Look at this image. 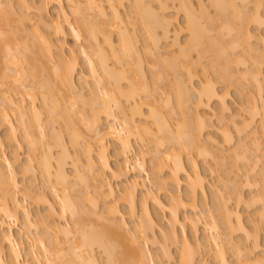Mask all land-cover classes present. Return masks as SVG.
I'll return each mask as SVG.
<instances>
[{
    "label": "bare ground",
    "instance_id": "obj_1",
    "mask_svg": "<svg viewBox=\"0 0 264 264\" xmlns=\"http://www.w3.org/2000/svg\"><path fill=\"white\" fill-rule=\"evenodd\" d=\"M6 1V0H5ZM20 5L22 7H25L31 11H33V16L34 19L37 23V25L35 24L34 26H32L31 28L29 26H27L25 23V25L30 28L28 29L23 22L24 21H28L29 20V16L26 15L27 17H23L25 14L22 13L21 18L23 19V21L21 22V18L20 20H15L14 18L17 16V14L15 15L14 12L12 13L11 11L14 8L11 3V1L7 0L6 4L4 2V5L2 6L0 3V87H3V82L6 81L7 79L9 80L11 77V80H15L11 81V83L16 84L18 83V85L16 84L15 87H22L21 85L24 86V89L22 87V90H28L30 92L31 90V94L26 95L32 100L31 104L29 106H24L25 104L24 101L22 100V98L20 100L22 101H14L13 99H8L7 104L5 103V105H7V108H4V106H1L0 108H4L1 109L0 111V125H6L8 128V133L6 134V136H2L0 134V151L2 149H4L5 146H9L12 147L14 149H16L15 151L11 152V154L9 156H7L6 154H0V264H23L20 262V252L19 249L17 247V244L15 243L12 233H11V227L6 223V221H12L14 219H16V216L18 215V213H22L23 214V218L25 221V230H26V234L25 237L27 238L28 242H30L31 244H33L35 241V237L36 235H33V228L36 227L38 224H43V234H40V237L37 238V242L39 246H42L41 249L42 251L44 250L43 253L41 254H32V260L35 264H101L99 263L100 260L98 258H96V255H94L93 253V248L97 247L99 249H101V251H103L104 255H106V264H158L156 262V260L153 258V256L149 253V249H148V244L149 242H154L153 238H152V232L154 231V228L156 227V223L158 221L157 217L151 212V210L149 209L148 203H147V197H149L147 195H145L143 200V197L141 199V217H140V222L139 224H137L136 228H133L134 230H130L132 228H130L128 225V223L126 222L125 218H124V214L119 210V208H117V206L115 204L106 202L103 206H104V210L102 212H99L98 215H94L96 220L95 222H100V229L99 231L95 230L97 228L93 227V229H91L92 225H87L85 223L88 222V220H90L91 218L85 217L86 212L80 208V205L78 206L76 204L77 200V196H74L73 199L71 197V194L78 192V186L81 184L83 187V184H87V187L90 188L89 185H91L92 188H94V192L92 193V191L90 192L88 190V192L92 193V196L89 195V198L85 199L86 194L88 193L86 191V194L84 195H80L83 194L82 190L79 193L78 198L81 199L83 198L84 202L88 201V202H93V206H94V210L95 207L98 208L97 205H99V201L101 199H106V198H111L115 196V190L111 184V181L109 180V178L112 179H121L122 177H129L127 182L128 185L124 188V194H123V201H126V204L129 206V214L131 215V217H133L136 213V191L138 189H140L141 187H143L144 184V180L145 178H142L143 175L146 176V178L150 179L149 174L150 172L147 171L146 167H145V161H144V157L148 154L146 152L148 151H143L141 149V144L140 142L144 143V141H149V143H153V144H158V145H162V143H170L174 142L177 145L173 146V147H178L180 149V151L182 149H184L185 151H195V153H197V156H201V157H209V158H214L215 160L217 159V156H215L212 152V150H210V148L208 149V145L206 144H200L201 142L198 141L200 139L199 138V134L202 135L203 133V129L206 123H208V121L211 122L212 118H208L206 117L205 114H201L200 112H198V108H200L203 105H206L208 107V105L213 102V101H218L219 103L225 104V97L223 95H221L218 90H216L215 85H212L211 82H206L207 80H205V84L203 82V84H199L200 87L195 84L196 82H193V78L195 79L196 77V72L193 71L194 67L198 65V63H200L198 61V63H195L192 61L193 58H191V52L192 51H197V53L203 57L204 52L207 51V53H213V57H215V63L213 67H216L215 64H217V67L219 65L220 66V73L225 74V78H239L240 77L245 81L250 78L249 80L250 83L253 82L255 86V88H257V95H259L260 93L263 92V88H264V69H263V63L260 60H257L260 56L258 54L259 50H255V47H248V49L246 48V45H241V43L239 42L240 40L243 41V44L245 43L246 40L248 39H252L254 38V34L253 32L250 31V29L248 28L250 25L249 24H253L251 22L258 23V26L260 24L263 25V20H261V18L259 19L258 17V10L259 8L261 9V6L264 5V0H210L211 3L213 5H216V9L217 7L220 8L221 12L219 11V8L217 9L219 11V13L222 15H224V17L222 18L224 20L225 15H229V18L226 17L225 18V23H226V19L228 18L230 20V18H232L231 20H233L231 23L224 24V27L227 25V29L226 32L229 34H231L232 37H234L232 39V43L230 48H224V50L227 49L228 53L229 50L231 51L232 49H234V47L237 45V48H243V49H247V55L249 57V59L254 60L252 61L256 68H254L255 70L253 71L252 69L250 70L248 67H246L247 65V55L245 54V50H243L244 52V59L247 61L246 65L244 62V59H242L241 57H243L241 55L240 58H238V60L234 59L235 64H239L240 61L243 62V64L245 65V72L243 70V74H240L241 76H237L235 74L231 73H226L228 70L227 67L228 65H230V63H234L233 61L229 62V58H228V54L227 52H224V50L222 49L221 44L216 46V42H213L212 39L210 41V39L208 41H204L205 38L203 33L205 32L206 35H208L206 32L207 30L203 31L201 24L199 25L198 21L196 20V18L193 16V5L192 2L190 0H181V3L179 4V11L181 8V11H184L183 14H185V23H187L186 25V30L189 31V39L186 43V45H181V42H179L178 40V36H179V31L181 32L182 29H178V31L175 32L172 30H170V25L171 23H173L171 20V18L169 19L170 16H168L166 14V8H168L167 6H165L164 4H160L159 0H156V2H159V6L160 10L159 12H156L154 10H150L152 7V0H150L151 4L144 0H134L132 1L134 7L136 8V12H135V16H138L137 18H135V24L137 23L136 21L138 19H140L139 21L141 23V27L142 29H144L143 31H145V35L148 37L147 41L152 44V46L154 47V50L156 49V51L160 50L159 48V43L161 41H169L174 35L173 39H172V43H169V45L172 46V48H177V52H175L174 55L172 53V51L170 52V55L167 54V49L166 51L164 50V53L166 52V55H160L162 52L158 51V52H152V49L149 50V48L147 49V52L145 53V56H150L153 57L154 60L159 61V64L161 63V68H159V72L154 69V72H152V75L155 74V81H161V77H163L165 74L169 73L174 75L173 77L175 79H173L174 84V88H175V102H176V107H175V112L176 110H178V112L180 113L179 115H181L180 119L181 121H177L175 128L173 129V127L171 126L170 122L168 121V118L166 115H164L161 111L159 112V110L157 111V108L154 105H151L150 102H148L149 99H153L156 98V94L158 92L157 87L155 86L154 90L151 89V87L149 86V84L147 83V75L144 73L143 68L139 65L138 62H141V56L139 55L140 50L137 47V42L138 39H136V35L135 33H131V32H135L133 30L134 29V25L132 26V30H127L129 26V24H126V20L123 18L122 14H120L121 12L119 11V7H121L124 3V1L127 0H106V2H108V8H109V13L106 12L105 7L101 4V3H97V1L95 0H86L84 3L80 2V0H65V2H67L69 5H71V11L73 13V15H75V22L76 25L73 24V21L71 22L69 19V15L66 12H63V8L62 3L64 0H39L38 2H36L35 0H18ZM84 1V0H83ZM155 1V0H153ZM164 3V1H162ZM80 3L84 4V8L85 10L91 14H93V12L95 14V22H97L96 24H94L95 22L93 21L94 17L91 16L90 18H92V22L94 23H89L87 20L89 19L86 15L88 14L86 11H83L85 13H82V10L80 9L82 6V4L80 5ZM154 3V2H153ZM50 4H54L60 7L62 15L60 13V16H63V21H61V19L57 18V20L52 21V23L50 24H46L47 22H44L45 20L43 19V15L48 13V7ZM86 4V6H85ZM150 5V6H149ZM153 5V4H152ZM164 5V6H163ZM249 5H254L255 11L257 13H255V15L251 16L250 20L249 17L247 18V16H249L246 12L244 14L243 8H247ZM9 7V8H6ZM6 11H3V8ZM11 7V8H10ZM133 7V9H135ZM57 8V7H56ZM11 11H9V10ZM263 9V7H262ZM63 10V11H62ZM168 10V9H167ZM249 10V9H248ZM254 10V9H253ZM257 10V11H256ZM60 11V10H59ZM193 11V12H192ZM226 11H231V14L228 12L227 14L225 13ZM243 11V12H242ZM246 11V10H245ZM260 11V10H259ZM11 13V15L9 13ZM253 12V13H254ZM180 13V12H179ZM177 13V14H179ZM12 14L14 18H12ZM24 14V15H23ZM27 14V13H26ZM88 14V15H89ZM260 15V14H259ZM233 16V17H232ZM261 17V16H260ZM87 18V19H86ZM96 18H99L98 20H96ZM59 19V20H58ZM15 20V22H14ZM90 20V19H89ZM230 20V21H231ZM228 21V20H227ZM237 21V23H235ZM229 22V21H228ZM239 23V24H238ZM40 24L43 25V28L40 27ZM239 26H238V25ZM128 25V26H127ZM249 25V26H248ZM136 28V27H135ZM97 29H99L100 33L97 32ZM130 29V28H129ZM160 31L161 34L157 33V31ZM30 30V31H29ZM31 32V34L29 33ZM84 36H86L85 34H87L88 36L87 39L84 40V42H86V44H88L87 47H85L86 49L88 48L90 51L87 52L86 49L83 48V50L77 52V50L75 49H71L70 50V56L66 57L65 53H64V44H65V37L67 35H71L72 38L75 41H79L80 39H82L81 37L85 38ZM118 33L115 34L117 40L113 39V34L114 33ZM177 33V34H176ZM208 33H210V31L208 30ZM32 36L31 39L29 37ZM102 36H101V35ZM135 36H134V35ZM178 35V36H177ZM205 35V36H206ZM99 36L100 38H102V41H99ZM229 36V35H228ZM257 38V37H256ZM149 39V40H148ZM87 40V41H86ZM117 41V42H116ZM210 41V43H209ZM217 41V40H214ZM231 41V40H230ZM250 41V40H249ZM248 42H246V44L248 45ZM207 42V44L205 43ZM117 43V44H115ZM206 46H204L205 44ZM209 43V44H208ZM213 43V44H211ZM240 43V44H239ZM85 44V45H86ZM202 45L204 46V48L202 47ZM232 45H235L234 47H232ZM161 46V45H160ZM239 46V47H238ZM151 47V46H150ZM162 47V46H161ZM164 47V46H163ZM166 47V46H165ZM218 47H220L221 49H217ZM203 48V49H202ZM252 48V49H251ZM164 49V48H163ZM203 50V52L201 51L202 55L200 54V50ZM153 50V51H154ZM173 50V49H172ZM220 50V51H219ZM170 51V50H169ZM209 51V52H208ZM219 51V53H218ZM150 53V54H149ZM160 53V54H158ZM173 55H172V54ZM178 53V54H177ZM157 54V56H156ZM206 54V53H205ZM225 54L227 55V58L225 56ZM172 55V57H171ZM198 55V58L200 57ZM83 58V61H85V63H87L89 76L90 79H92L93 83H92V87L88 86L85 80L83 79V75L81 76V73L78 74L79 71V59ZM156 59H155V58ZM200 57V58H201ZM96 58V60L94 59ZM115 60V63L118 64V66L116 67H110L108 64V60L110 61V59ZM137 60V62H136ZM221 60H223L221 62ZM117 61V62H116ZM135 61V62H134ZM220 61V62H219ZM260 61V62H258ZM250 62V61H249ZM158 63V62H156ZM153 64V66H155V64ZM231 63V64H232ZM157 64V66L159 65ZM225 64V65H224ZM200 65V64H199ZM227 65V66H226ZM241 65V63H240ZM152 67L151 68H156ZM224 66H226L224 68ZM231 66V65H230ZM229 66V69H230ZM160 67V66H159ZM224 68V70L222 69ZM247 68L249 70H247ZM29 70V71H27ZM158 70V69H157ZM162 70V71H161ZM28 73V80L26 78V72ZM161 71V72H160ZM225 71V72H222ZM12 72V74H11ZM15 72V73H14ZM230 72V70L228 71ZM19 73V74H18ZM242 73V72H241ZM14 74H17L18 76L20 74L23 75V77H25V80L23 78V80L26 83V80H28V82L25 84L24 81H22V83L20 82L19 85V81H21L19 78H15ZM11 75V76H10ZM20 75V76H22ZM229 75V76H228ZM231 75V77H230ZM44 76V78L46 79H42V77ZM78 76V78L80 79L79 81L82 83H78L79 86L82 85L83 88L81 87H77L78 84L76 82V77ZM92 76V78H91ZM194 76V77H193ZM220 76H223L220 74ZM223 76V77H224ZM234 76V77H233ZM222 77V78H223ZM13 78V79H12ZM42 79V81H41ZM159 79V80H158ZM236 80V79H235ZM238 80V81H239ZM241 80V81H243ZM247 80V81H249ZM90 82V80H89ZM122 82H126V86L123 87V83ZM156 83V82H155ZM85 86H84V85ZM94 84V85H93ZM159 84V82H158ZM252 84V83H251ZM12 85V86H13ZM27 87H26V86ZM37 85V89L38 93H40L39 95L41 96L40 100L43 103V105L45 106V108L47 110L43 109L45 111H48L50 117H51V123L53 121H58L61 120L62 121H71V116L70 114H72L74 116V111L73 109L70 110L71 108L69 107H77L76 106V100H78V98L80 99V101H86L85 104H83V102L79 101V103H81V108H79L78 114L80 113V122L82 124H84V126L87 128V130H89L88 132L91 133V139L89 140H93L95 143V145H97L96 149L94 150L93 147V143L91 141H89L87 138V140L85 139L84 144L82 146L85 147L81 148L84 149V153H85V159L84 161H86V166H82L81 169H83V173H81V171H79L77 164H79L80 159L79 157L77 158L76 156H79V151H76L81 144H78L80 141L77 137L78 134H74L72 131H76L75 129H72L73 126H68V131L70 129V141H69V147H73L75 149L74 152H77L75 155L76 160L73 161V166H74V170H75V174L73 176V178L75 180V184H71V187H68V185L70 186V179L69 174H67L68 172L65 170V162L67 161L65 158L71 156V152H69V147H67L68 144H65L66 142L62 140L63 137H61L60 140V134L56 137L55 135V129L54 127L52 128V132L53 134H49V136L51 135L52 138H54L53 136H55V140H53V144L58 142L57 146H60V150H61V154L59 153L57 159L54 158L55 161L54 165H52L53 162H51L52 160V150L53 148H51L53 145L52 143H49V141H47V136L45 133V126H47L44 124V121H41V112L42 110H40L39 108H37L38 106H36L35 101L39 98L38 97V93L36 92L37 90H34V87ZM40 85V86H39ZM91 85V82H90ZM157 85V84H155ZM17 87V88H18ZM88 87V90H86V88ZM92 89H90V88ZM14 88V86H13ZM12 88V89H13ZM27 88V89H25ZM39 88V89H38ZM16 89V88H14ZM79 89H83L85 90V92H80L77 90ZM89 89L91 90L90 93L88 92ZM9 90V89H8ZM34 91V92H32ZM40 91V92H39ZM9 92V91H8ZM26 92V91H25ZM34 93V94H33ZM55 93H58V96L60 95V97L58 98H62L64 100V102L69 101L71 102L68 103L66 105V107L64 108H69L65 111L63 108V104L61 106L59 99L56 98ZM83 93V94H82ZM84 93H88V96L90 97L89 99H81L82 97L80 96L81 94L84 95ZM151 93V94H150ZM33 94V95H32ZM78 94V95H76ZM91 94V95H90ZM150 94V95H149ZM87 95V94H86ZM261 95V94H260ZM77 98V99H75ZM87 96V97H88ZM262 96V95H261ZM38 97V98H37ZM37 98V99H36ZM260 98V96H259ZM24 99V98H23ZM67 99V100H66ZM255 98H253V102L251 99V104L253 107L249 108L250 110H247L250 115L252 114V111L256 110L257 108L261 107V106H257L256 102L260 101L258 99L254 101ZM75 100V102H73ZM261 100V98H260ZM59 101V102H58ZM30 102V101H29ZM73 102V103H72ZM156 102V100H155ZM194 102L195 105V110L197 111L194 115L193 112V107L190 106L189 103ZM76 103V104H75ZM159 103V102H157ZM262 103V102H261ZM73 104V105H72ZM127 105L126 108L124 105ZM249 103V105H251ZM38 105V104H37ZM71 105V106H70ZM78 105V104H77ZM83 105V106H82ZM147 106V113L145 114L142 110L143 106ZM223 105V106H225ZM248 105V106H249ZM222 106V107H223ZM63 110H61V108ZM191 107V108H190ZM250 107V106H249ZM29 111H28V109ZM83 108V109H82ZM254 108V109H253ZM264 108V107H263ZM8 109L10 110H15L16 111V116H17V124H18V128L21 130H23V136L24 138H22V140H26V142L28 143L29 146V150L30 152L33 150L32 149H36L37 150V146L39 145L40 150L41 151V155L42 157L38 160H40V162L38 163L39 168L42 170V173L44 172L45 174V178L47 177V179H45V181H47L45 184V187L42 188V190L40 189L39 191H37L38 193V197L36 195H34L36 198H34V200L36 199V201H40V202H44L47 207H48V215L47 218L42 222L40 220L37 219H32V215L29 212V210L27 209V207H25V205H23L24 201L21 203L19 201V199L17 198V193L19 191V183L18 181L15 179L14 177V173H15V167L17 165V163H19V157L17 156V149L19 147H21V143L18 140L19 136L16 135L17 133V128L14 125L15 122L13 123L11 120V117L9 115ZM80 109H82V111H80ZM190 109H192V114L189 112ZM225 111L228 109L227 106H225V108L223 107V111ZM262 109V107H261ZM9 110V111H10ZM69 110V111H68ZM263 110V109H262ZM68 111V112H67ZM260 111V110H258ZM67 112V113H66ZM195 112V111H194ZM69 113V114H68ZM200 113V114H199ZM256 113V111H255ZM254 113V114H255ZM75 114H77L75 112ZM148 114V115H147ZM205 115V116H204ZM253 115V114H252ZM251 115V121H253V119L255 120L254 116ZM256 115H258V112L256 113ZM48 116V117H49ZM136 116H139L140 121L144 123V125H142V123H137L135 120ZM10 117V118H9ZM47 117V118H48ZM55 119V120H54ZM58 119V120H57ZM105 119L106 122H108V125H106V128H103V130L100 128V125L102 124L101 122ZM194 122L195 128L193 127L194 125L190 124L191 121ZM49 120V118H48ZM53 120V121H52ZM152 122V126L150 123V126L147 125L146 122L148 121ZM46 121V120H45ZM48 122V125L51 124ZM56 123V122H55ZM73 123V120L72 122ZM54 124V122H53ZM67 124V122H66ZM20 125V127H19ZM73 125V124H72ZM193 127L196 132V134H193L194 131ZM209 125V126H208ZM206 125L208 127H211L210 124ZM249 122L247 120L242 121V126L248 127ZM102 126V125H101ZM152 126V127H151ZM71 127V128H70ZM153 127H155V129H153ZM197 128V129H196ZM54 129V131H53ZM101 129V130H99ZM197 130L199 131L197 134ZM202 130V131H201ZM202 133H201V132ZM51 133V132H50ZM73 133V135L71 134ZM76 133H78L76 131ZM90 133L89 134L90 136ZM40 134V135H39ZM80 134V133H79ZM86 134V133H85ZM86 134V135H87ZM223 134L226 135L225 132H223ZM62 135V134H61ZM22 136V137H23ZM80 136V135H79ZM88 136V137H89ZM161 136V138H160ZM255 136V135H254ZM81 137V136H80ZM198 137V138H197ZM226 141L227 139H229V136H225ZM256 137V136H255ZM50 139V137H49ZM48 139V140H49ZM57 139V141H56ZM259 139V138H258ZM50 140V142H52ZM156 140V142L154 141ZM61 141V142H60ZM79 141V142H78ZM111 141H113L112 143L115 142L116 144V149H114V153H115V165H112L109 160L110 157L107 154L108 148L110 145H112ZM163 141V142H162ZM165 141V142H164ZM211 141V140H209ZM230 141V139L228 140ZM227 141V142H228ZM65 142V143H64ZM255 142H258V140H256ZM141 145L139 146L140 149L137 147L136 150L135 146L136 145ZM142 143V144H143ZM203 143V142H202ZM145 144V143H144ZM155 144L156 148H160L157 147L158 145ZM256 144V143H255ZM254 144V145H255ZM56 145V144H54ZM165 145V144H164ZM175 145V144H173ZM206 145V146H205ZM253 145V146H254ZM261 144L257 143L254 147H256V153H260L262 151V149L260 148ZM144 146V145H143ZM161 146V147H162ZM172 146V145H171ZM170 148L174 150V148ZM81 147V146H80ZM175 148V149H176ZM177 148V150H178ZM243 148V146H242ZM240 146V149L243 150L242 151V155H247L246 154V150H245V154L244 149H242ZM52 149V150H51ZM166 149V148H165ZM168 149V150H169ZM182 150V151H184ZM240 150V151H241ZM166 151V150H165ZM176 151V150H174ZM254 151V150H252ZM60 152V151H59ZM73 152V153H74ZM238 154L235 156V159L237 161L238 157H242V155L239 153V151H237ZM34 153V152H33ZM95 153V155H94ZM150 153V151H149ZM162 153V152H161ZM164 153V152H163ZM162 153V155H163ZM251 153V152H250ZM258 153V154H259ZM70 154V156H69ZM172 154V155H171ZM171 154L167 155L166 153H164V155H166L167 157L165 158V160H170V163H168L167 161H160L163 157H161L160 155V159L158 158V160L161 162H157L156 163V167L154 170H160V171H154V173L156 175L158 174H162V171L164 169V167L169 166L171 167V171H173L176 174H170L172 175L171 177L174 178L175 183L178 184L177 181V173H179V171H181L182 173L185 174V177H187V181H188V185H189V193H190V201L193 202V204L191 205L192 209L196 210V196L198 194L204 195L205 196V177L199 172L196 160L193 156L189 157V162H190V172L188 173L184 167L183 164V158L182 155H178L172 152ZM240 154V156H239ZM253 155V153H251ZM264 156V153H262ZM40 155V156H41ZM61 155V156H60ZM73 155V154H72ZM155 156L159 157V156ZM171 155V156H170ZM174 155V156H173ZM250 155V154H249ZM255 155V154H254ZM55 156V155H54ZM169 156L171 157L169 159ZM216 157V158H215ZM237 157V158H236ZM246 157V158H245ZM251 160V156H248ZM221 158V157H220ZM249 158L247 159V156L242 157V160L245 163H247L249 161ZM254 160H258L263 161V157L262 159L259 157H257V154L255 155ZM35 159V158H34ZM34 159L31 156H28L27 158V162L25 163L24 166L22 165L20 170L21 173L24 174H29L30 172L34 173L33 166L34 164ZM65 159V161H64ZM157 159V158H156ZM155 159V160H156ZM241 159L238 158V161L240 160V162L242 161ZM37 160V159H35ZM37 160V161H38ZM220 160V159H217ZM64 161V162H63ZM257 161V162H258ZM75 162V163H74ZM79 162V163H78ZM147 162V161H146ZM154 162V164H155ZM166 162V163H164ZM243 162V161H242ZM250 162V161H249ZM32 163L34 164L32 166ZM36 163V162H35ZM168 163V164H167ZM244 163V164H245ZM159 164H164L162 167V169L160 168V166H158ZM264 164V163H263ZM7 170H9L8 172H10L8 177H5L6 175H4L5 173H3L1 167H4ZM37 166V165H36ZM158 166V167H157ZM55 167V168H54ZM34 168H36L34 166ZM38 168V167H37ZM38 168V169H39ZM54 168V170H52ZM160 168V169H159ZM264 168V165L263 167ZM87 171L86 173L84 172ZM133 170H139L138 172L140 174H132ZM263 170V169H262ZM5 172V171H4ZM54 172V173H53ZM262 172V171H261ZM264 172V171H263ZM31 173V174H33ZM85 173V174H84ZM23 174V175H24ZM106 174H108L106 176ZM154 174V176H156ZM11 175V176H10ZM25 175V176H26ZM159 175V178L155 179V181H157L158 179H160V182L163 178H161V176ZM163 176V175H162ZM55 180H53L54 178ZM107 177V178H106ZM170 177V179H171ZM246 177L249 176H244V181L248 180ZM72 178V179H73ZM263 179V178H262ZM143 180V181H142ZM147 180V179H146ZM173 180V179H171ZM264 180V179H263ZM53 181L56 182V184H53ZM237 182V180H234ZM246 181V182H248ZM159 182V181H158ZM165 181L163 180L162 183H164ZM170 182V181H169ZM251 182V180L249 181ZM96 183V184H95ZM235 184L234 182H227L226 184ZM240 182H237L235 186V189L230 188L227 189L230 194H232L231 196H229V192H228V197L224 196L223 199L221 198L220 200V205L219 207L216 209L217 210V216L218 218L215 217L212 218V216H210L212 223H210V225L206 226L208 230H210L211 235L210 238H208L206 244H207V248L208 250L211 249V246H214L217 250H216V255L218 256L219 264H230V261L227 259L228 256H226L227 251L224 250L225 246H223L224 243H222L223 241L220 239L221 234L217 232V229L219 228L220 224H218L219 222L222 221V225L224 227V229L227 231V233L231 234L232 232H238L239 233H244V236H247L246 239H248V235L250 236L249 231H247L246 226L243 224V220L241 217V214L239 212V205H241L242 203L246 204V199L244 198V196L241 194L243 191L241 190H237V187L241 184H239ZM95 184V185H92ZM231 184V185H233ZM239 184V185H238ZM244 184V183H243ZM249 184V183H245V186ZM251 184V183H250ZM160 185V183H159ZM166 185V182H165ZM231 185H228L227 187H231ZM238 185V186H237ZM258 185V184H257ZM256 185V186H257ZM262 185H264L262 183ZM242 186V185H241ZM240 186V187H241ZM244 185L242 186L243 188L245 187ZM79 186V190L81 188ZM84 187V188H85ZM90 188V189H92ZM103 188H106V193L107 196L106 198H103V194H105V192L102 191ZM162 188V187H160ZM242 188V190H243ZM83 189V188H81ZM238 189H240L238 187ZM264 189V188H263ZM45 190L49 191L50 194V198H48L47 196L49 194L45 193ZM232 190V191H230ZM237 190V191H236ZM239 191V192H238ZM261 191L262 193H260L261 195L264 193V191L262 190L261 187ZM260 191V192H261ZM233 192V193H231ZM71 193V194H70ZM85 193V192H84ZM235 193V194H234ZM36 194V193H35ZM47 194V195H46ZM233 194L236 197V201L237 202V206H235V208H231L230 206H228V201L230 202L229 199H231L230 197L233 198ZM32 195L31 191H27L25 193V198L28 199V196ZM52 195V196H51ZM72 195V196H73ZM23 196V197H24ZM33 197V196H32ZM53 197V201H57V203L60 205L59 210L57 211L55 209V205L54 203L51 201V198ZM264 197V194H263ZM76 198V200H74ZM154 200V206L159 208V209H164L165 206L164 204L159 200V198H155L152 197ZM262 198V197H261ZM33 199V198H31ZM25 200V199H24ZM74 200V201H73ZM90 200V201H89ZM223 200V201H222ZM228 200V201H227ZM253 200V198L251 199ZM260 199H258L259 201ZM78 201V200H77ZM82 201V200H80ZM105 201V200H104ZM124 201V202H125ZM180 200H177L175 202V204L180 203ZM222 202V203H221ZM251 201H248V203L250 204ZM254 202L256 203L257 201L254 200ZM253 202V203H254ZM78 203V202H77ZM252 203V204H253ZM91 204V203H90ZM181 204V203H180ZM178 204L177 206H172V207H176V209H178L177 207H179ZM244 204V205H245ZM217 205V206H218ZM174 208H171V210ZM100 210V209H99ZM97 211V210H96ZM174 210L171 211V216H172V220L173 222L175 221V223H180L179 218L177 216V213ZM93 213H95V211L92 212V216ZM97 213V212H96ZM102 213V214H101ZM219 213V214H218ZM264 213V212H263ZM262 214V212H261ZM90 215V216H91ZM91 216V217H92ZM93 216V218H94ZM97 216V217H96ZM262 216V215H261ZM55 217H58V220H66L67 224L69 220H72L71 222H73V225L75 226L74 229H76L75 233L72 232V230L69 229V224L67 225H61V223H56V221L53 220V218L55 219ZM70 217V218H69ZM84 217V219L82 218ZM260 217V215H259ZM258 217V218H259ZM69 218V220H67ZM217 218V219H216ZM52 219V220H51ZM86 219V221H85ZM209 219V220H210ZM260 219H263L262 217H260ZM259 219V220H260ZM85 222H84V221ZM190 220V219H189ZM193 221V219H191ZM190 220V221H191ZM218 220V221H217ZM220 220V221H219ZM92 221V219H91ZM210 222V221H209ZM85 226H84V225ZM197 222L194 223L193 225L196 226ZM208 224V223H207ZM259 224V223H258ZM257 224V226H258ZM86 225L88 227H86ZM95 225V224H94ZM139 225V226H138ZM260 225V224H259ZM102 226V227H101ZM136 226V225H135ZM134 226V227H135ZM193 226V227H194ZM256 226V225H255ZM261 227V226H260ZM90 228V230H89ZM254 228H258V227H254ZM35 229V228H34ZM37 229V227H36ZM261 229V228H259ZM24 230V232H25ZM219 230V229H218ZM258 230V229H257ZM150 231L152 234H150ZM248 233H247V232ZM256 231V230H254ZM253 231V233H254ZM261 231V230H260ZM167 233V232H166ZM247 233V234H246ZM258 233V231H257ZM171 234V233H170ZM255 234V233H254ZM43 235V237H42ZM151 235V236H150ZM172 236H174L173 241H175V232L171 234ZM258 235V234H257ZM171 236V237H172ZM256 237V236H255ZM39 241V242H38ZM172 241V242H173ZM222 241V242H221ZM229 241H227L228 243ZM176 243V241H175ZM225 243V244H227ZM230 243V242H229ZM228 243V245H229ZM241 244H236V246H234L233 249L236 250V257L238 259V263L239 264H249L250 262L253 263V261H255V263L253 264H264V258H260L263 260H260L258 258H256V260H254L252 258L251 261H247L248 255H251L250 251L248 248H246L247 246H242L245 245L242 242H240ZM35 244V243H34ZM33 244V245H34ZM231 244V243H230ZM177 245V244H176ZM191 245V241H189L188 239H184L183 244L181 245L182 248H180L181 250V256L179 258L180 262L179 264H195L194 262V254L198 253L197 250L195 252V246H190ZM194 245V244H193ZM232 245V244H231ZM235 245V244H234ZM227 246V245H226ZM233 246V245H232ZM197 247V245H196ZM213 248V247H212ZM245 248L246 251L245 255H243V249ZM166 247H165V251H166ZM197 249H200V246L198 245ZM226 249V248H225ZM193 250V252H192ZM211 251V250H210ZM195 252V253H194ZM226 252V253H225ZM249 252V253H248ZM47 253V257L49 255L50 258L53 256L54 259H50L49 257L47 258L44 254ZM238 253V254H237ZM43 254V255H42ZM164 254L166 256H169L168 258L171 257V255H169V252H164ZM67 255V256H66ZM69 255V257H68ZM234 255V256H235ZM242 256L247 257L246 259L243 258ZM66 258V260H64ZM216 257V256H215ZM240 257V258H239ZM251 256H249L250 258ZM264 257V256H263ZM248 258V259H249ZM217 259V257H216ZM44 260V261H43ZM246 260V261H245ZM250 260V259H249ZM197 261V260H196ZM201 263L199 264H207L204 261H200ZM197 263V262H196ZM26 264V263H24ZM251 264V263H250Z\"/></svg>",
    "mask_w": 264,
    "mask_h": 264
},
{
    "label": "rangeland",
    "instance_id": "obj_2",
    "mask_svg": "<svg viewBox=\"0 0 264 264\" xmlns=\"http://www.w3.org/2000/svg\"><path fill=\"white\" fill-rule=\"evenodd\" d=\"M6 1L5 0H0L1 5L3 6L4 2L6 4ZM9 1H11V3L13 4L12 6L14 8L10 7L11 9H13L12 11L9 10V9H7V10L11 11L12 13L14 12V14L15 13L17 14L16 17H15L16 14L15 15L12 14V18L15 17L14 18L15 20H17L19 18L18 20H20L22 13H24L25 15L23 14L24 15L23 17L25 18V17H27L26 15H28L29 16V20L28 21H24L23 24L25 23L30 28L32 26H34L35 24L37 25V23H36L37 19L35 20L34 17H32L33 14H34L33 11H31V10L25 8V7H22L18 0H9ZM35 1L38 2L39 0H35ZM85 1L86 0H84V1L80 0V2H82V3H84ZM95 1H97V3H101L105 7L107 13L110 12L109 8H108V2H106V0H95ZM132 1H134V0L124 1L123 5L121 7H119V11L121 12L120 14H122L123 18L126 20V24H129V26L127 25L128 27H126V28H128L127 29L128 31L132 30V28H133L132 26L134 25V29L135 30H133V31H135V32H131V33H135L136 39H138L137 47L140 50L139 55L142 57L141 58L142 59L141 62H138V63L143 68L144 73L147 75V78H148L147 79V83L149 84V86L151 87L152 90H154L155 86L158 89V92L156 94V98L149 99L148 102H150L151 105H154L157 108V111L159 110V112L161 111L164 115L167 116L168 121L170 122L171 126L174 129L177 121H179V120L181 121V119H180L181 115H179L180 113L178 112V110H176V112H175V107H176V102H175L176 101L175 100V98H176L175 93L176 92L175 91L176 90L174 88L175 87L174 86L175 83L173 82V79H175L173 77L174 75L169 74L171 72L165 74L163 77H161V79H160L161 81H158L159 82V84H158L157 80L155 81V79H156L155 78L156 77L155 74L157 73V71L159 72V70H160L159 68L162 67L161 63L159 64V61L154 60L153 57H150V56H147V55L145 56V53L147 52L148 48H149V50L153 48L152 52L160 51L162 53L161 54L158 53V54L163 55V56H164V54H165V56L167 54L170 55L171 51L174 54L175 52H177V51H175V50H177V48H174V47L172 48V46L169 45V43H172L171 41H172V39H173V37L175 35L169 41H161L159 43V45H158L160 50H158V51H156V49L154 50V47L152 46V44H154V43H151V41L150 42L147 41L148 37L145 35L146 33H145V31H143L144 29H142L143 27L141 26V24H139V23H141L139 21L140 19H138L136 21L137 23L135 24V20H136L135 18H137L139 15L135 16L136 8L134 7V5H133L134 3ZM144 1L148 2V4L149 3L151 4L150 0H144ZM162 1H164V3ZM190 1L192 2L193 10L195 9L194 12L192 11L193 12V16L196 18V20L198 21L199 25L201 24L202 29L205 28V29H203V31L207 30L206 33L208 35H206L205 32L203 33L204 37L208 36L207 38L204 39V41H208L210 38H212L213 40L210 39V41L212 40L213 42H216L215 43L216 46H219V45H217V42L219 41L218 44L222 45L220 47H222L223 50H224V48H230L231 43H232V39L235 37V35L233 34L234 37H232L233 35L231 36V34L233 32L232 33L230 32L231 34L230 33L228 34L226 32L227 29H225V28H227L228 23H231L233 21V20H231L232 18H230V20H231L230 21L228 19L229 15H225V18L228 17L226 19V23H225L224 22L225 18H224V20L222 19L224 17V15H223V17L221 15L223 12L220 14L219 13V11L221 12L220 8L217 7V9L219 8V11H218L216 9V7H215L216 5H213L210 0H190ZM82 3H80V5ZM180 3H181V0H161L160 1V4H164L165 6L168 7V8H166V11H167L166 14L168 16H170L169 19L171 18V20H173L172 21L173 23H171V25H170L171 26L170 30H172V32L173 31L175 32V30L178 31V29L180 27V29H182V30H181V32L179 31V36L177 35L178 36V40H179V42H181V45H184V44L186 45V43H187V41H188V39L190 37V35H189L190 32L186 30L187 29L186 28L187 23H185L186 22L185 21L186 18H184L185 17V14H183L184 11H181V8H180V11H179V4ZM152 4H151V6L149 5L150 7H152L150 10H153V7H154V10L155 11L157 10L156 12H159L160 7L162 5L159 6V2H156V0L155 1L152 0ZM69 6L72 7L71 5H69L64 0L63 3H62V6H61L64 11L63 10L62 11L66 12L69 15V18H70L69 20L71 22L73 21V24L76 25V22L74 21L76 19L75 15H73V13L71 11V8ZM85 6H86V4H85ZM80 7H81L80 9L82 10V13L85 16V13L87 11L84 8V4H82V6H80ZM133 7L135 9H133ZM262 7H263V9H262ZM4 8H3V11L6 10V9L4 10ZM6 8H9V7L6 6ZM83 8H84V11H86L85 13L83 11ZM134 10H135V12H134ZM259 10L257 12L258 13V17H259V19L261 18V20H263V22H264V5H262L261 9L259 8ZM243 11H244V14L246 12L245 16H247V14L249 15V16H247V18L249 17V20L251 19L250 17L253 14L255 15V13H256V12H254L255 11L254 5H249L247 8H243ZM228 12L231 14V11H226L225 13L227 14ZM60 13L62 15V12H61V9H60L59 6L54 5V4H50L49 7H48V13L43 15V17H44L43 19L45 20L44 22H47L46 24H50V23H52V21L57 20L58 16L61 19L63 16H60ZM177 13H179V14H177ZM257 13H256V15H257ZM9 14L11 15V13H9ZM88 14L86 15V17L89 16L88 18L90 20L88 19L87 21L88 22L90 21L89 23H94L96 14L94 12H93V14H95V15H93L92 12H91L92 15L91 14L88 15ZM136 14H137V12H136ZM13 15H14V17H13ZM90 15L94 17V19H93L94 22L91 21L93 17L90 18L91 17ZM98 19L99 18H96V20H98ZM15 20H14V22H15ZM22 21H23V19L21 20V22ZM61 21H63V18L61 19ZM96 23L97 22H95L94 24H96ZM235 23H237V21ZM251 23H253V24H249L250 26L248 25L249 26L248 28L250 29L251 32H253L254 36L255 35L256 36L254 38H252V39L246 40L244 44H243V41H242L243 39L240 40L239 42L241 43L242 47H243V45H246L247 49H248L249 45H250V47H252V46L255 47L254 48L255 50L258 48L257 50H259L258 54H259L260 57L257 60H260L263 63L262 65H263V69H264V23H263V25L261 24V26H260V24L258 26V23H255V24H254V22H251ZM224 24H227V25L224 27ZM40 27L43 28V25L40 24ZM30 28H28V29H30ZM208 30L210 31V33H208ZM160 31L158 29L157 33L161 34ZM97 32L100 33L99 29H97ZM29 33L31 34V32H29ZM84 33H86V32H83L82 36H84ZM30 34H29V37L31 39H34V38H32V36H30ZM115 34H118V33L116 32V33L113 34V39L117 40ZM85 35L88 36L87 34H85ZM86 36H84L85 38L81 37L82 39H80L79 41H75L70 34L67 35L65 37V44L63 45L64 46L65 56L66 57L70 56L69 53H70L71 49H75V50H77V52H79L80 50L82 51L83 48L86 49L85 47L88 46V44H86V42H84V40L87 39ZM98 39H99L100 42L102 41V38H100V36H99ZM214 40H217V41H214ZM210 41H209V43H210ZM248 41H249V43L247 45L246 42H248ZM205 43L207 44V42H205ZM205 43H203V44H205ZM115 44H117V43H115ZM206 44L204 46H206ZM211 44H213V43H211ZM204 46L202 45L203 48H204ZM234 46L235 45H232V47H234ZM220 47H218V48L216 47V48L217 49H221ZM236 47H237V45L234 47L235 50H233V49L231 51L229 50V53H228L227 49L224 50V52H227V54H228L229 62H231V61L234 62V59L238 60V58H240L241 55L243 56V57H241L242 59H244V57H245V55L243 53L244 52L243 50H245V49H243L242 47L236 49ZM250 47H249V49H250ZM167 49H169L170 51L167 50ZM202 49L200 50V54L201 55H202L201 51L203 52ZM247 49L245 50L246 51L245 52L246 55L248 54L247 53ZM164 50L168 51V52L166 51L167 54H166V52L164 53ZM86 51L89 52L90 50L87 48ZM219 51H218V53H219ZM172 55H171V57H172ZM174 55H176V54H174ZM198 55L199 54L197 53V51H192L191 55H190V56H192L191 58H193L192 59L193 62H195V63H198V61L200 62V63H198L197 66H195L193 68L194 69L193 71L196 72V77H195V79L193 78V82H196L195 84L197 85V87L198 86L200 87L199 84H201V83L203 84V82L205 80H207L206 82H211L212 85H215L216 90H218V92L225 97V101L224 102L226 103V105L223 104V102L221 104L218 101H213V102H211L208 105V107L206 105H203L200 108H198V110H197L198 112H200L201 114H205L206 117H208V118L210 117L212 119H211V122L208 121V123L205 124L204 129H203V133L201 132L202 130L200 131L202 133V135L199 134L198 135L199 138L198 137L197 138L200 139V140H198V141L201 142L200 144H206L207 143L208 149L210 148V150H212V152L215 153L214 155L217 156V159H220V160H217V159L215 160L214 158H209L210 156L209 157L197 156L196 155L197 153H195V151H192V152L191 151H187V150L185 151L184 149H182L184 151H182V150L180 151V149L178 147H177L178 148V150H177L176 147H173V146L177 145L174 142H171L172 144H170V143H162L163 146L161 144L158 145V144L155 143L156 145H158L157 147L160 146V148H156L155 144H153V143L152 144L151 143L148 144L149 141H147V143H146V141H144L145 144L143 142H142L143 144L140 142V144L142 146L139 145V143H138V145L135 146L136 150H139L140 149L139 146H141V149L143 148L142 149L143 151L144 150L148 151V152H146L148 154L144 157V161H145V167H146L147 171L148 172L151 171V172L148 173L150 179L146 178L145 175L142 176V178H145V180L144 181L142 180L144 182L143 187L138 189L136 191V194H135V197H136L135 198L136 199V213L137 214H135L133 217H131V215L129 214V208H128L129 206L126 204V201L125 200H124L125 202L123 201V199H124V197H123L124 192L123 191H124V188L128 185L127 180H128L129 177H122L121 179L109 178V180L111 181V184H112V186H113V188L115 190V196L111 197V198L110 197L106 198V196H107L106 188H103L102 191L105 192V194H103V198H106V199H101L99 201V203H98L99 205H97L98 208L95 207V210L93 209L94 208L93 202H91L90 200H89L90 202H88V201L84 202L85 199L89 198V195H91V197H93L92 193L94 192L93 191L94 188H92L91 185H89V186L92 189H90L88 187L86 189V187H85V186H87L88 183L86 185L83 184V187H81L82 183L79 185L83 189L80 188V190H79V186L77 187L78 188V192H80L81 190H82V192L83 191L85 192V193L83 192V194H81V192H80V195L86 194V191L88 192V190L92 191V193H90L91 192L90 191V192H88L86 194L84 200H83V198L79 199L81 196L79 195L78 192L74 193V195H73V193L72 194L70 193V194H71L72 199H73L74 196H77L76 198H77L78 201L76 200V198L74 199L76 201H74V200L73 201L76 202L77 205L79 204L81 209L84 208L83 210L86 212L85 217H86V215H87V217H88L89 214L91 215L93 211H95V213H93V216L94 215H98L99 212L104 213L105 211L103 212V210H104L103 209L104 208L103 205L106 202L115 204L117 206V208H119V210L124 214V218H125L126 222L129 224L128 226L130 228H132V229H130L132 231L134 230L133 228H136L137 224H139L140 217L142 215L141 214L142 213L141 212L142 211L141 210V208H142L141 207V204H142L141 199H142L143 196L145 197V195H146V197H147V195L149 194L148 195L149 197H147L149 199H147V198H145V199H147V203H148L149 209L157 217L158 221L156 223L157 225L154 228V231L152 232L153 234L150 231V234L153 235L152 238L154 239L153 240L154 242H149L148 249H149V253L153 256V258L156 260V262L158 264H179V262H180L179 258L181 256L180 248H182L181 245L183 244V241L186 238L189 241H191V245H190L191 247L195 246L194 247L195 248V252H196V250L198 252L197 254L194 252L195 253L194 254V257H195L194 262H195V264L201 263L200 261H204L207 264H219L220 260L218 259V256L216 255L217 254L216 253L217 249L214 246H211V249H209V250L207 248L206 242H207L208 238H210L211 233H213V232L208 230L206 226L207 225L209 226L210 223H212L211 219L214 218L215 215L218 218L216 209L220 205L221 198L225 199L224 196L228 197L227 194H228L229 191L227 189H230V188L235 189L236 187H233V186H235L237 182H240L239 184H241L242 186L243 185L245 186V183H249L244 188L241 185L238 184L239 186L238 185L237 186L240 189H238V187H237V190L243 191L241 194L246 199V204L242 203L241 205H239L238 208H239V212L241 214L242 220H243V224L246 226L247 231H249L250 236H249V234H247L248 233L247 231H246L247 232L246 234L248 235V239H246L247 236H244L245 235L244 233L243 234L239 233V231L238 232L237 231L236 232H232L231 234L227 233V231L224 229V227L222 225V221L218 223V224H220V223L221 224H220V226L218 228L219 230L217 229V232L221 234L220 239L222 238L221 240L222 241L224 240L223 242L222 241L221 242L224 243L223 246H225V248H226V249L224 248V250L227 251V253L226 252L225 253L227 254L226 256H228L227 259L230 261V264H239L238 263L239 261H238L236 255H235L236 253H234V252H236V250L233 249V248H234V246H236V244H241L240 242L245 244V245H242V246H244V247L247 246L246 248H248V249L250 248L249 251H250L251 255L245 253L246 249L243 248V249H245V250H243V253H244L243 255L247 254L248 258H249V256H251L249 258L250 260L247 257L242 256L245 259L247 258L248 262L251 261L252 258L254 260H256V258H258V259L264 258L263 257L264 256V213H263L264 212V197H263L264 193L262 195L260 194V193H262L261 187H262V190L264 191V189H263L264 185H262V183L264 184V180H263L264 179V172H263L264 168H262L263 165H264L263 164L264 163V160H263L264 156H262L263 155L262 153H264V108H263L264 107V88H263V92L260 93L262 96L260 94L257 95L258 94L257 93L258 90H257V88L253 87V86H255L253 82H251L252 84L250 83V81H251V80H249L250 78L247 79L249 81H247V80L245 81V79L243 80L240 77L241 76L240 74H243V70L245 72V70H246L245 68L246 67H248L250 70L253 68L252 69L253 71L255 70L254 68H256V67H254L255 65L252 64L253 63L252 61H254V60L251 61V59H249L248 55L246 56L247 59H249V60H247L248 62L244 59V62L245 61L247 62V65H246V62H245L246 67L243 64V62L240 61L241 65H240V63L239 64H235V62L234 63L231 62L232 63V64L230 63L231 66L228 65V67H227L228 69H226L228 71L230 70V72L227 71L226 73L229 74V73L233 72L232 74H235L236 75L235 77L239 76L240 80H239L238 77L231 79L232 78L231 75H230L231 78H229V77L225 78L226 75L223 74V73H220V74L223 75V76L225 75V76L224 77L220 76L218 71L221 72V70H219L221 65H219L217 67V64H215L216 67H213L214 63H215L214 62L215 61V57H216V56L213 57L214 56L213 53L211 54L210 52L207 53V51H205L203 57H201L199 55L201 58L200 57L198 58ZM156 56H157V54H156ZM225 56L227 58L226 54H225ZM113 59L111 58L110 61L108 60V64H109L110 67H113V66H115L117 64V63H115V60H113ZM94 60H96V58ZM79 61L80 62H79L78 74L81 73V76L83 75L82 77H83L84 80H85V78L86 79L88 78L86 80V82H88L87 85L89 84L88 86L93 88V86H92V83H93L92 79L93 78L91 76L92 79H90V76H89L90 69L88 68L87 63H85V61H83V58H81V57H80ZM222 61L223 60H221V62ZM260 61H258V62H260ZM136 62H137V60H136ZM156 62H158V63H156ZM238 62H239V60H238ZM154 63H156L155 66H157V64H159V65L156 68H151V66L155 67V66H153ZM117 66H118V64L116 65V67ZM226 66H224V68ZM229 66H230V69H229ZM224 68L223 69L221 68V69L224 70ZM248 68H247V70H249ZM88 69H89V71H88ZM154 69L156 70V73L154 72ZM161 69H163V68H161ZM27 71H29V70H27ZM27 71H25L26 72L25 73L26 74V78L28 77V74H27L28 72ZM152 72L155 73V74L152 75ZM222 72H225V71H222ZM11 74H12V72H11ZM20 75H22V74H20ZM20 75L18 76L17 74H14L15 78L17 77V78H19L21 80V81H19V85H20V82L22 83V81L25 80V77H23V75L22 76H20ZM11 77H9L10 78L9 80L7 79L6 81L3 82V85H4L3 87H0V107L4 106L5 103L7 104L8 99H13L14 101H18V100L22 101L23 100L24 101L23 104H25L24 106H29L31 104L32 100H30L31 97L29 98L28 96L31 94V90H33V89H30V92L28 91L29 89L25 90L26 91L25 92V91L22 90V87L24 89L23 85H21L22 87H20V88L18 86H17L18 88L15 87L16 84L18 85V83L13 85V83H11V81L15 82V80H11ZM23 78H24V80H23ZM43 78H44V76L42 77V79ZM42 79H41V81H42ZM44 79H46V78H44ZM28 80H26V83L28 82ZM75 80H76V82L78 81L77 84L81 83L79 81L80 79L78 78V76L76 77ZM89 80L91 82V85H90ZM241 80H243V81H241ZM24 83H25V81H24ZM122 83L124 84L123 87H125L126 86V82H122ZM79 84L77 86L78 88L82 86V85L79 86ZM155 84H157V85H155ZM204 84H205V82H204ZM12 85L16 89H14ZM35 88H37V85L34 87V90H37ZM81 88H83V86ZM92 88H90V89H92ZM25 89H27V88H25ZM90 89L88 91L89 93L91 91ZM80 90L81 89L77 90V93L79 91L78 94H80V92L83 89L81 91ZM86 90H88V87L86 88ZM27 92L29 93V95H28ZM32 92H34V91H32ZM36 92L38 93V90ZM82 92H85V90H83ZM26 93H27L28 96L26 95ZM39 94L40 93H38V97L39 98L38 97H37L38 99L36 98L37 100L35 101V104H36V106H38L37 108L42 110V111H40L41 114H42L41 121H44L45 125L47 123V126H45V129H46L45 133H46V135H48L47 136L48 139L50 137V139L49 140L47 139V141H49V143L53 144L54 141L51 140V139H54L55 136H53L54 138H52V136L51 135L49 136V134H53L52 128L54 127L56 137L60 134V137H59L60 140H61V137H63L62 140L65 141L66 143L65 142L64 143L68 144L67 147H69V145H70L69 144V141H70L69 138L71 136H70V133H69L70 129L68 131V128H69L68 126H70V125L73 126V128L70 127L71 130L75 129L78 133H76V131H74V130L72 132L74 134H78L77 137H78V139L80 138L79 139L80 142L78 141L79 142L78 144L82 143L80 145L81 147L80 146L77 147L78 149L76 151H79L78 152L79 156H76V157L77 158L79 157V159H80V161H79L80 163L78 162L79 164H77V167L81 166V167H78V169H79V171H81V173H83V169H81V168H82V166L84 167L87 164H86V161H84V160H86L85 159L86 157L84 156L85 153H84V155L82 153V152H84V149H85V147L82 146L84 144V142H82V141H84L86 138L88 140L91 139L90 137L92 135H91L90 132H88L89 130H87V128L84 126V124H82L80 122V120H81L80 118L82 116L80 117V113L78 114V112H77V111H79V108H81L80 107L81 103L78 102V100L80 101V99L78 98V100H76V103L78 104L77 105L75 103L76 106H77L76 108L74 106L73 107H69V108H71L70 110H72V109H73V111L75 110L74 113H73L74 116L72 114H70L71 121H69V120L67 121L68 118H66V121H64V120L62 121V119L61 120L57 119L58 121H53L52 120L54 122V124H53V122L51 123V120H50L51 117L49 115H47V114H49L48 111H45V110H47L46 109L47 107L45 108V106L41 102V100H40L41 96ZM56 94H57V96H56ZM78 94H76V95H78ZM82 94L80 95L82 97L81 99L85 100V99H89L90 98L88 96V93H86L87 95L85 93H84V95H82ZM55 96L60 101L64 100L62 98H58V97H60V95L58 96V93H55ZM259 96H260L261 100H260ZM75 97H77V96H75ZM78 97H79V95H78ZM21 98H22V100H20ZM253 98H255L254 101L255 100L258 101V99L260 101V104H259V102H256L257 103L256 108L258 106H261L263 110L261 109V107L257 108L255 111H256V113L258 112V115H256L255 111L253 110L252 111L253 115L252 114L251 115L252 116L255 115L254 116L255 120L253 119V121L250 122L251 121V119H250L251 115L249 113L250 111L248 112L247 110H250L249 108L253 107L252 104H251L253 102ZM75 99H77V98H75ZM251 99H252V102H251ZM155 100H156V102H155ZM66 102L71 104V102H69V101H66ZM66 102H64V101L60 102L61 106H62V104L64 105L63 108L66 107V105L68 104ZM73 102H75V100ZM82 102H83V104H85L86 101H82ZM157 102H159V103H157ZM249 103L251 105H249ZM189 104H190V106L193 107L194 102H192V103L190 102ZM223 105L227 106L228 109L226 111H225V109H224V111L222 110L223 107L225 108V106H223ZM6 106L7 105H5L4 108L8 107V106L7 107ZM41 106H44L45 110ZM124 106L126 107L127 105L125 104ZM4 108L3 107L0 108V111H1V109H4ZM69 108H67V109H69ZM126 108H128V107H126ZM194 108H195V105L193 107V112H192V109H190L189 112L190 113L192 112L195 115V113L197 111ZM67 109L64 108V110H63L61 108V110H63V111H65ZM82 109H80V111H82ZM147 109H148V107L146 105L142 107V110H143V112L145 114L147 113ZM176 109H177V107H176ZM9 110L10 109H8V112H9V115L11 117L12 122L13 123L15 122V124H14L15 126L17 125L16 128L18 130H17L16 135L19 136L17 138H19L18 140L21 143V147H19L17 149V153H18L17 156L19 157L20 161H19V163H17V165L15 167V173H14L15 179L19 183V191L17 193V198L19 199V201L21 203L24 201L23 205H25V207H27V209L31 213L32 219H37V220H40V221L43 222L47 218L48 207H47V205L44 202L36 201V199L34 200V198H36L34 195L37 196L39 194L37 191H39L40 189L42 190V188L45 187V185H46L45 183L47 182V181H45V179H47V177L45 178L44 172L42 173L43 169L41 170L39 168V166H38L39 165L38 163L40 162V160H38V159H39V157L40 158L42 157L41 151H43V150H40L41 147L38 145L37 146L38 147L37 150L36 149L35 150L32 149L34 153L32 151L30 152L28 143L26 142L25 139L22 140V138H24V136H23L24 134L22 132L23 130H21V128L20 129L18 128V124L19 123L17 124V122H18L17 119L18 118L16 116V111L15 110H10L9 111ZM258 110H260V111H258ZM28 111H29V109H28ZM75 112L77 114H75ZM47 117L49 118V120H48ZM135 118H136L135 120H137L136 121L137 123H140V124L142 123V125H144L143 121L142 122L140 121L139 116H136ZM72 120H73V123H71ZM245 120H247L249 122V125H248V127L244 128L242 126V121H245ZM47 121H49V123H51V124L48 125ZM191 121H192V119H191ZM66 122H67V124H66ZM101 123H102L101 124L102 126L100 125V128L103 130V128H106V125H108V122H106L105 119H104ZM146 123L149 126H150V124L152 125V122L150 120L148 122H146ZM190 124L194 125L193 127L195 128L196 124H194L193 121L190 122ZM208 124H210L211 127H208L209 126ZM206 125H208L207 128H206ZM152 126H154V125H152ZM19 127H20V125H19ZM193 127H191V128H193ZM194 128H193L192 131L195 130ZM54 129H53V131H54ZM101 129H99V130H101ZM153 129H155V127H153ZM198 132L199 131L197 130V134H198ZM223 132H225L226 135L223 134ZM7 133H8L7 126L1 124L0 125V134L2 136H6ZM73 133H71V134L73 135ZM85 133L86 134L90 133V136H89V134L86 135ZM193 134H196V132L194 131ZM225 136H229L228 138L230 139V141H228L229 139H227V141H228L227 142L226 139H225L226 138ZM160 138H161V136H160ZM50 140L52 142H50ZM209 140H211V141H209ZM256 140H258V142H255ZM56 141H57V139H56ZM89 141H91L92 143L94 142L93 140H89ZM154 141L156 142V140H154ZM58 142L54 143L56 145H54V144L51 145L50 144V146H52L51 148H53V150L51 149L52 150V156H53L51 162H53L52 165H54V166L56 164L54 162L59 159V158L57 159V157L59 156L58 154L59 153L61 154L60 146L59 147L57 146ZM112 142L113 141H111V143ZM255 143L256 144L257 143L261 144L260 148L262 149V151L260 153L258 152L259 154L256 153V150H255L256 147H254L256 145ZM173 144H175V145H173ZM93 145H94L93 149L94 148L96 149L97 145H95V143H93ZM170 146H171V148H174V150H176V151H174L172 149H169ZM240 146H241V148H242V146H243V148H246V149H244V152H243L244 154H245V150H246V154H247L248 150L251 149V150H249L247 155H244V156H247V159L249 158L248 156H251V160L249 158L250 162L248 161L247 163H245L244 161H246V159L245 160L241 159L244 156L241 154L243 150L240 149ZM137 147L139 149H137ZM81 148H84V149H81ZM68 149H69V152H71L70 153L71 156L69 154V156H70L69 159H68V157L65 158L67 160L65 162L66 163L65 164L66 165L65 166V170L68 172L67 174H69V177L71 178V176H72V178H73V176L75 174L74 173L75 170H74V166H73V161L77 159L75 157V155H78V154H76L77 152H74L75 149L72 146L69 147ZM114 149H116L115 142L112 143V145L109 146L108 151H107V154L110 157L109 162L112 165H115V163H116V161H115L116 160L115 159V153H114L115 150ZM15 150L16 149H14L12 147L5 146L4 149H2L0 151V154H6L7 156H9L11 154V152H13ZM252 150H254V151H252ZM149 151H150V153H149ZM237 151H239V153L242 155L241 158L240 157H238V158L241 159L243 162L242 161L240 162V160L238 161L237 157H236L237 158V161H236L234 155L236 153H238ZM161 152L162 153L164 152L167 155L171 154L172 152L174 153V155L178 154V153H179L178 155L181 154L182 158H183L182 160H183L184 167H185V169H186V171L188 173L190 172L189 157L193 156L195 158L201 176L203 175L205 177V185H206L205 186V196L201 195V194H198L196 196V201H195L196 202V210L192 209V207H191L193 202L190 201V193H189L190 190H189V185H188L189 183H188L187 177H185L184 173H182L181 171H179V173H177V175H176L177 178L176 179L178 181V184L175 183L174 178L171 177L172 176V175H170L171 173L172 174H176V173L171 171V167H169V166L164 167L163 166L164 164H162V165L159 164L158 166L161 165V166L164 167V169L162 171V174L161 175L160 174L156 175L159 172H157L156 174L154 173V171L155 172L156 171H160V170H154V169L156 167V163L159 161L158 158L160 159L164 155V153L162 155ZM234 152H236V153H234ZM250 152L253 153V155ZM158 154H161V157ZM240 154H239V156H240ZM254 154L255 155L257 154L258 159H259V157L261 159L263 157V159H262L263 161L259 162L257 160L258 161L257 162L256 160H254L255 159V158H253V157H255ZM31 155H32L33 159L35 158L38 161L34 159V164L35 165L32 163V166L34 165L36 167V168H34V166H33V169H35L34 173L30 172L29 174L26 175L24 173H21V170H22L21 166L22 165L24 166L25 163H28L27 162V158H28V156H31ZM94 155H95V153H94ZM157 155L159 157H156L157 158L156 159L155 156H157ZM237 155L238 154H236V156ZM170 156H169V159L171 158ZM72 157H73V159H74V157L76 159L73 160ZM166 157L167 156L164 155V158H162L160 161H162L163 159L165 160ZM54 158H56L57 160H55ZM65 159H64V161H65ZM170 160H168V161L165 160V161L170 163ZM155 161H157V162H155ZM154 162H155V164H154ZM164 163H166V162H164ZM2 166H4V165H2ZM161 166H160V168L162 169ZM5 167L6 166L1 167V169H2L3 173H5L4 174V175H6L5 177H8L10 172H8L9 170H7ZM20 168H21V170H20ZM54 168L52 170H54ZM138 171L139 170H135V171L133 170V173H131V175L132 174L133 175L134 174H140ZM84 172L86 173L87 171L84 170ZM31 173H33V174H31ZM154 174L158 178H159V175L161 176V178H163L161 180V182H160V179H158L157 181H155V179H157V178L153 179V177H156V176H154ZM107 175L108 174H106V176ZM246 175L249 176V177H246L247 179H249L251 177L249 179V181L251 180V182H249L248 180L244 181V176H246ZM170 177L173 180H171ZM72 178L69 181L70 183H68V184H70V186L68 185V187H71L73 184H75V181H73L75 179L74 178L72 179ZM53 180H55V178ZM163 180L166 182V185H165V182L162 183ZM234 180H237V182L234 181ZM55 181H53V184H56ZM246 181H248V182H246ZM227 182H234L235 184H233V183H231L233 185L226 184ZM159 183H160V185H159ZM95 184H92V185H95ZM228 185H231V187L230 186L227 187ZM160 187H162V188H160ZM242 188H243V190H242ZM27 191H31L32 192V195L31 196L29 195L28 199H26L27 197L25 198V196H24ZM230 191H232V190H230ZM45 193L49 194V191L45 190ZM231 193H233V192H231ZM229 194H230V192H229ZM234 194H233V198L230 197L231 198V199H229L230 202L227 200L228 203H229L228 206H230L231 208L232 207L235 208V206L238 205L237 202H235L236 201V197H235ZM231 195L232 194H230L229 196H231ZM47 197L50 198V194ZM144 197H143V200H145ZM152 197L159 198V200L164 204L165 208L161 210V209L155 207L154 206V201H153L154 199ZM31 198H33V199H31ZM252 198H253V200H251ZM52 199H53V197L51 198V201L54 203L55 209L58 211L60 205L57 203V201L54 202ZM258 199H260V200L258 201ZM80 200H82V201H80ZM177 200H180L181 204L180 203L175 204V202ZM254 200H256L257 202L255 203ZM248 201H251L250 204L248 203ZM178 204H180V205H179V207H177L178 209H176V211H175L176 207H172V206H177ZM171 208H174L172 210H174L177 213V216L179 218L180 223L179 222L175 223V221L173 222L172 216H171L172 215L171 214V211H172ZM261 212H262V214H261ZM90 215H89V217L92 219V221L90 219L85 224L92 225V223H93L91 229H93V227H95V228H97L95 230L99 231L101 229L100 228V224H99L100 222L99 223L95 222L96 221V220H94L95 216L93 218V216L91 215L92 216L91 217ZM259 215L263 219H260ZM210 216H212V218ZM89 217H88V219H89ZM69 218L67 220H69ZM82 218L84 219V217H82ZM189 219L190 220L193 219V221L192 220L190 221ZM53 220L56 221V223L57 222L61 223V225H66L67 224L66 220H62V221L58 220V217H55V219L53 218ZM71 221L72 220L68 221V224H69L68 227H69L70 230H72V232L75 233L76 229H74L75 226L73 225V222H71ZM85 221H86V219H85ZM196 222H197V224H196V226H194L193 224L196 223ZM6 223L11 227V233H12L13 239H14V241L17 244V247L19 249L20 262L23 263V264L24 263H26V264H35L33 262V260H32V254H35V253L41 254V253L44 252V250L42 251V249H41L42 246H39L38 243H36L37 240H38L37 238L40 237V234H43V231H42L43 230V224H38L36 226L37 229H36V227H34L35 229L33 228V230H32L33 235H36V237L34 238L36 242H34L35 244L33 243L34 244L33 245L30 242H28L27 238L25 237V234H26L25 224H24L25 221H24V218H23V214L21 212L18 213V215L16 216V219H14L12 221H6ZM257 224H258V226H257ZM87 225H86V227H88ZM254 227H258V228H254ZM259 228H261V229H259ZM24 230H25V232H24ZM89 230H90V228H89ZM254 230H256V231H254ZM253 231H254L255 234L253 233ZM257 231H258V233H257ZM172 232L173 233L175 232V234H176L175 235L176 243H175V241H173V239H174L173 237L174 236L171 235ZM42 237H43V235H42ZM171 238H173V239H171ZM0 239H1V237H0ZM227 241H229L233 246L229 242H228L229 243V245H228ZM225 243H227V244H225ZM196 245H197V247H198V245L200 246L199 250L197 249ZM165 247L167 248L166 251H165ZM164 252H166V253L169 252V255H171V257L168 258L169 256H166L164 254ZM192 252H193V250H192ZM93 253H94V255H96V258H98L100 260L99 263L106 264L105 263L106 262L105 261L106 260V255H104V253H103V251H101V249H99L97 247H94L93 248ZM46 254L47 253H45L44 255L47 257ZM49 255H52V254L49 253ZM49 255H48V257L50 258ZM53 256L50 259H54ZM215 256L217 257V259H216ZM68 257H69V255H68ZM66 259H68V258L65 257L64 260H66ZM260 260H263V259H260ZM257 262H259V261H257ZM250 263L253 264V263H255V261H253V263L252 262H250Z\"/></svg>",
    "mask_w": 264,
    "mask_h": 264
}]
</instances>
